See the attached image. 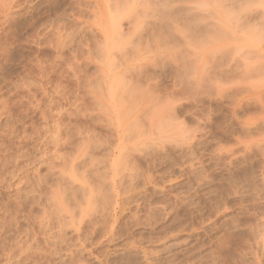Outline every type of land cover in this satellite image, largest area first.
Here are the masks:
<instances>
[{
    "label": "rangeland",
    "instance_id": "374dc122",
    "mask_svg": "<svg viewBox=\"0 0 264 264\" xmlns=\"http://www.w3.org/2000/svg\"><path fill=\"white\" fill-rule=\"evenodd\" d=\"M158 3L157 0H0V171L8 178L11 176V180L6 178L5 182L0 178V264H264V108L261 110L264 97L261 99L257 96L259 100H263L262 105L259 102L257 106L254 96L248 98L239 93V96L232 95L230 91L226 93L230 98L226 99L227 97L223 98L226 94L215 91L214 43L208 40L209 43L206 42L205 45L203 36L204 39H200V42L205 40V44L196 52L192 53L191 50L192 54H189V48L185 49L193 60H190L185 51L181 53L189 59L187 61L185 56L182 58L179 52L185 46L181 48L182 42L178 41L179 38L172 29L159 33L154 28L153 31L159 33H155L156 36L151 31L152 25L148 23L163 20L166 16L162 15L166 6ZM184 3L177 2L178 5ZM205 5L209 6L207 3ZM202 7L205 8L204 4ZM209 8L214 9V1ZM210 15L214 17V12ZM111 19L115 22L119 19L118 33H122V29L124 34L131 31L125 35L127 37L124 34L119 37L118 34L119 46L115 40L109 42L108 35L112 34V29L108 25ZM119 22L123 26L121 29ZM141 22V26L144 25L142 29ZM129 23L132 24L130 27ZM106 29L111 30L108 35ZM139 31L141 32L138 33ZM141 33V45L148 40L145 43L150 46H139L140 38L137 37H141ZM106 35L108 42L104 40ZM131 40L136 45L129 44ZM105 42L108 45L116 42L117 47L113 45V50H107ZM158 42L164 43L160 46ZM193 43L192 41V45L196 44ZM134 45L135 57L134 51L132 52ZM167 45L170 46L168 49ZM171 46L174 47L173 50ZM148 49L150 52H147ZM176 50L179 51V56ZM143 54H149L154 60L156 55L159 56L158 60L162 57L161 63L155 61L159 73L161 70L163 73L157 76L148 67L153 75L149 73L147 76L155 78L143 76L147 84L143 78L136 77L137 73L133 75L135 69L138 71L136 66L142 62L139 58L146 56ZM174 55L179 58L174 60ZM195 55L197 60L193 57ZM98 59L102 61H97ZM179 59L185 62L182 61V64L178 62ZM194 60L197 61L195 65ZM105 61L108 62L106 67H114L124 98L125 94H129L127 102V98L123 100L122 96L126 103L124 106L131 111L130 117L127 116L125 120L134 119L138 123L136 125L141 127L139 122L143 125L142 121L146 120L148 113L144 115L145 112H141L147 103L154 100L153 94H156V106L160 103L161 108L165 104L161 109H165L166 113L174 105L179 118L171 117L172 122V119L165 116L167 122L171 120L168 122L170 128L164 121L165 127L166 124L168 126L165 130L170 132L165 131L166 135L163 133L159 138L156 137V131L152 132L156 134L153 137L148 132L145 135V131H142L145 125L141 130L137 127L144 134L142 137L137 133L139 130L136 127L133 134H126L123 146L125 150H122L121 164L118 166L117 230L112 231V220L107 212L104 215H93L89 217L90 220L87 217L83 225L78 227L75 224L76 228L69 227L66 232L64 227H58V220L51 218L48 210L50 186L56 181L54 173L50 172V166L35 162L21 172L22 175L19 174V180L12 179L13 172L10 169H14L15 158L22 152L26 154H22V166L25 162L41 161L45 157L48 160L45 158L43 161L55 163L57 160L56 164L59 161L57 156H52L53 146H49L51 150L41 147L43 152L47 149V155L43 158L39 157L42 151H39L40 155L38 151L35 152L39 146L35 131L44 124L45 116H50L51 119L60 116L64 126L63 136L71 138L61 148L68 154H76V147L81 142L78 133L82 127V130H91L100 139L110 136L109 130L98 121L100 117L94 109L95 101L86 92V87L90 88L91 84L93 86L98 83L96 80L100 81L99 67ZM170 64L177 65L179 69H172ZM164 67L167 72H164ZM190 67L193 71H201V76L196 78L193 72L191 75ZM138 81L144 84L141 83L140 86ZM157 81L160 82L156 83ZM130 88L135 90L130 91L131 94L128 93ZM149 90L153 92L149 94ZM140 92L143 93L142 96ZM147 97L151 99L148 100ZM137 100L139 104L135 103ZM167 100L173 101L170 106L167 105ZM242 100L246 102L244 105L239 104ZM179 128L183 130L182 133ZM135 132L136 135L133 136ZM27 135L32 138L29 140ZM105 152H97L96 156L101 157ZM38 157L41 159L37 160ZM16 170L15 167L13 171ZM38 183L39 186L42 183L41 189L36 186ZM44 212L50 217H45L46 220L43 221L46 215ZM49 220L55 225L52 222V226Z\"/></svg>",
    "mask_w": 264,
    "mask_h": 264
},
{
    "label": "bare ground",
    "instance_id": "6f19581e",
    "mask_svg": "<svg viewBox=\"0 0 264 264\" xmlns=\"http://www.w3.org/2000/svg\"><path fill=\"white\" fill-rule=\"evenodd\" d=\"M156 1V0H155ZM159 1V3L161 5L164 4V6H166L167 9H163V16H165V18L162 20V19H153L155 21H153L152 23H148V24H151V31L152 33L156 36L157 32L159 33H165L164 31H169V30H173L176 34V36L179 38V42H182L181 44V48L183 46H185V48H183L184 50L180 49V52L178 50H176L175 52L178 54V52L182 55V53L185 51V53L187 52L185 49L188 50L189 48V54H192L194 53V51L196 52V50H198V48L203 45L207 42L208 40L210 42H213L214 43V88L216 89L215 91L221 93V94H226L228 92L231 91V94L232 95H236L237 93L242 94V95H246L251 97V96H254L256 97V99L258 100H255V99H252V100H255L256 102H258L257 106L259 105V102L263 101V100H259L257 98L258 97H261V99L264 97V0H157ZM180 1H184L185 3L183 5H178L177 2H180ZM214 1V9L212 8H209L211 6V3ZM6 3V2H5ZM158 3V4H159ZM163 3V4H162ZM205 3H207L209 6L205 5ZM156 4V5H158ZM159 4V5H160ZM202 4H204L205 8L202 7ZM154 5V4H152ZM151 6V5H150ZM149 6V7H150ZM155 6V5H154ZM13 8V7H12ZM154 11V10H153ZM155 12V11H154ZM214 12V17H212L210 15V13H213ZM154 15V14H153ZM159 15V14H158ZM155 17V16H154ZM174 17V18H172ZM203 17V18H202ZM205 17H211V18H205ZM112 18V17H111ZM116 18V17H115ZM153 18V17H152ZM3 19V18H2ZM117 19V18H116ZM111 19V23L108 25V28L112 29V34L109 33L110 35H108V32H110L111 30H107L106 33L107 35L109 36V42H113V40L117 41L119 40L120 38L119 37H122L121 35L124 34L123 32V29H122V33L121 31H119L118 33V30H117V22L119 21H116ZM130 20V19H129ZM128 20V22H129ZM137 20V19H136ZM161 20V21H160ZM132 22L133 24V21H130ZM144 23V22H143ZM146 23V22H145ZM129 23V27L132 25ZM148 24H146L148 26ZM120 22H119V28L121 29L123 26L121 25L120 27ZM142 25V22L140 24V26ZM110 26V27H109ZM139 26V25H138ZM144 26V25H143ZM143 26H141V29L144 28ZM145 27V28H148V27ZM136 27V25H135ZM126 28V27H125ZM154 28L156 29L157 32H154ZM131 29V28H129ZM133 29L135 30L136 28L133 27ZM139 29V27H138ZM149 29V28H148ZM127 30V29H126ZM144 30V29H143ZM142 30V31H143ZM154 30V31H153ZM116 31H117V37L115 36L116 34ZM125 31V29H124ZM147 31V30H146ZM115 32V34H113ZM131 32V31H129ZM125 33L124 36L126 34H130V33ZM141 31H139L138 33H140ZM144 33H146L145 31H143ZM149 32V30L147 31ZM156 33V34H155ZM159 33L157 35H159ZM120 34V36L118 35ZM142 34V33H141ZM139 34V35H141ZM151 34V33H149ZM106 35V38L104 37L105 36V33H104V40H108V36ZM147 35V34H146ZM153 35V36H154ZM119 36V37H118ZM142 36L143 34L141 35V37H137V35L135 37L137 38H140L139 41L142 39ZM151 36V38L153 37ZM161 36V35H160ZM205 37V43L202 41ZM115 37V39H114ZM127 37V36H125ZM149 37V35H148ZM159 37V36H157ZM119 38V39H118ZM136 38V40H137ZM150 38V39H151ZM144 39V38H143ZM147 39V38H145ZM160 39V38H159ZM202 39V40H200ZM106 40V41H107ZM135 40V39H134ZM136 40L134 42H136ZM100 41V40H99ZM102 41V40H101ZM100 41V42H101ZM142 41V40H141ZM141 41L140 43H138V41L136 43L139 44V46L141 45ZM146 41V40H145ZM144 42V45H141L140 47H144L145 46H150L149 44H147L149 41L147 40L145 43ZM151 41H153L151 39ZM150 41V42H151ZM159 41V40H158ZM162 41V39H161ZM194 42L196 44L192 45L191 42ZM108 42V41H107ZM106 43V49H110L112 48L113 45L115 44L114 43H110V45H108ZM124 42V41H123ZM133 40H131V43H134ZM155 42V41H154ZM153 42V44H154ZM167 42V41H165ZM102 43V42H101ZM136 43H134L136 45ZM159 43V42H158ZM161 43V44H160ZM159 45H163L162 43L164 42H160ZM207 43L205 45H207ZM92 44V43H91ZM96 44V43H95ZM98 44V42H97ZM100 44V43H99ZM118 41H117V45H118ZM147 44V45H146ZM211 44V43H210ZM208 44V45H210ZM124 44H122L123 46ZM133 45V44H132ZM131 45V46H132ZM135 45H134V48L132 50V52L135 50ZM91 46V45H90ZM94 46V44H93ZM99 46H102L101 44ZM98 46V47H99ZM108 46H110L109 48H107ZM116 46V45H115ZM119 46V45H118ZM138 46V47H139ZM97 47V48H98ZM117 47V46H116ZM130 47V46H129ZM153 47H155L153 45ZM163 47V46H162ZM168 47H170L169 45H167V49ZM172 47V46H171ZM206 47V46H205ZM208 47V46H207ZM101 48V47H100ZM103 48V47H102ZM104 48V49H105ZM128 47H126L127 49ZM149 48V47H148ZM174 47L171 48V50H173ZM96 49V48H95ZM115 49V47H114ZM152 48L150 47V50ZM159 49V48H158ZM207 49V48H206ZM209 49V48H208ZM211 49V48H210ZM101 49H99L98 51H100ZM113 50V48H112ZM139 50V49H138ZM149 50V49H148ZM147 51V52H150ZM182 50V51H181ZM192 51V53H190V51ZM96 51V50H95ZM94 51V52H95ZM106 51V50H105ZM126 51V50H125ZM155 51V50H154ZM178 51V52H177ZM202 51V50H201ZM93 52V50H92ZM102 52V51H100ZM99 52V53H100ZM115 52V51H113ZM140 52H142V50L140 49ZM151 52L153 53V51L151 50ZM174 52V53H175ZM182 52V53H181ZM207 52V51H206ZM209 52V51H208ZM104 53V51H103ZM102 53V54H103ZM130 53V52H129ZM151 53V55H152ZM175 53V54H176ZM184 53V54H185ZM201 53V52H200ZM199 53V54H200ZM205 53V52H204ZM115 55V53H113ZM119 54V53H118ZM134 54H135V51H134ZM147 54V53H146ZM146 54H143V55H146ZM188 54V52H187ZM188 54V57L191 56ZM98 55V53H97ZM104 55V54H103ZM113 55V56H114ZM123 55V54H122ZM131 55H133V53H131ZM139 55V54H138ZM194 55V54H193ZM198 55V53H197ZM193 56L196 58V56ZM99 56V55H98ZM112 56V57H113ZM134 57L136 56L133 55ZM175 56V57H174ZM173 56V59L176 58L177 56H179V54L176 56L174 55ZM185 58L187 55H184ZM184 56L182 55V58H184ZM201 56V55H200ZM202 56H203V53H202ZM207 56V54H206ZM111 57V58H112ZM159 56L156 55V61L160 62V60H162L161 58H159L160 60H158ZM187 57V58H188ZM192 57V56H191ZM103 58V57H101ZM110 57L108 56V59ZM114 58H116L114 56ZM133 57L131 56V59ZM154 58V57H153ZM179 57H177L178 59ZM186 58V59H187ZM190 58V57H189ZM188 58V59H189ZM185 59V60H186ZM187 59V61H188ZM198 58H196L195 60H197ZM202 59V58H201ZM96 60V59H95ZM100 59H98L97 61H99ZM139 60H141V64L136 68H138V71L137 69H135V73L133 75H135L136 73V77L138 76L139 78H143L144 80V77L152 73H150V71L147 69L149 67H151V72L154 71L153 73H155L157 76H160L161 72L159 73L160 70H158L159 68L157 67V63L154 59L151 58V56L148 54L146 56H142L141 58H139ZM175 60V59H174ZM190 60H193V58H190ZM194 60V61H195ZM102 61V60H100ZM107 61V60H106ZM105 61V63L99 67V73H100V78H98V80L100 79V81H95L97 84H91V87L90 88H87V91L88 92V95L91 96V98H93L92 100L95 101V112L98 114L97 116L100 117V119L98 120L100 124H102L105 128H107L110 132V136L107 138L106 136V139H100L98 138V135H94V133H91L90 131H84L82 129L80 130V133H78L80 135V139H81V142L79 143L78 147H76V154H68L66 152H63L61 150L62 148V145H64L65 143H68L69 140V136H63V125H62V122H61V118L59 116V118H53L51 119L50 116H45V122L43 125H41L38 129H36L37 131L36 132V135L34 133V135L38 138L36 139H39L38 143H39V146L36 147L38 148L35 152L39 151L43 152V150L41 149L42 146H44V148H49V146H53V150L52 153L53 155L52 156H57L56 158L59 160L56 164V161L55 163H53L54 161L50 162V161H43L45 160V158H47L48 160V157H45V155H47V149H46V152H41V156L40 153H39V157H45L43 160L41 161H30V162H25L26 164H24L22 166L21 162L23 161L24 157L25 156L23 154L21 155H18L16 158H15V167H16V171L14 172L12 169H10L13 174L11 173L12 175V179L13 180H16L20 175L21 172H23L27 167L31 166L32 164H34L35 162H39V164L41 163V165H47V166H50V172L54 173L53 175L56 177V181L47 186H50V190H49V198L47 203L49 206V212L51 214V218L54 217L55 219L58 220L59 224L58 227L59 228H62L64 227L63 229H67L70 227V229H72L71 227L73 228H76L75 224L78 225V227L81 226V224L83 225V221L84 219H89L91 218V216H96V214H99V213H102V215L106 214L108 212V216H110L111 220H112V231H114V229H116L115 225L117 224V202H118V197H119V189H118V175H119V172L118 170V166H120L121 162V153H122V150L124 149L123 146H124V143H125V138H126V134L128 135L130 132L133 134L134 133V129L135 127L137 128L138 126L136 124L137 121H134L133 120H125L127 119V116L128 118L130 117L129 115L131 114L130 110H128L129 108L126 109V107L124 106L128 100V96L130 93V91H133L132 88H130L131 90L128 91V95L125 94L126 98H124V96L122 95V88H120V84H119V81L117 79V73L113 70L114 67H106L105 64H107ZM109 61V60H108ZM115 61V60H114ZM113 61V62H114ZM137 60H135L136 62ZM165 61V60H164ZM180 61V59L178 60V62ZM184 61L183 59L180 61L182 64ZM202 61V60H200ZM185 62V61H184ZM191 62V61H190ZM197 61H195L193 64L195 65ZM161 63V62H160ZM166 63V62H165ZM170 63V62H169ZM168 63V64H169ZM192 63V62H191ZM102 64V63H101ZM110 64V63H109ZM114 64V63H113ZM167 64V65H168ZM173 64V63H172ZM170 64L169 67H172L175 68L174 70H177L178 66L174 64V66ZM178 65H180L179 63H177ZM181 64V65H182ZM115 67L116 64H114ZM186 63L183 65L185 67ZM193 65V66H194ZM111 66V65H110ZM131 66V65H130ZM164 66V64H163ZM166 66V64H165ZM192 66V67H193ZM177 67V68H176ZM190 67V73L192 75V72L194 73V77H198L201 76L199 73H201V71H197V70H194L193 69L191 70ZM196 67V66H195ZM200 67V66H199ZM166 68H168V66H166ZM166 68L164 67V72L166 70ZM181 68V66H180ZM128 69V68H126ZM161 69V67H160ZM170 69V68H168ZM179 69V68H178ZM125 70V69H124ZM123 70V71H124ZM131 70V69H130ZM148 70V71H146ZM134 71V68L133 70ZM169 71V70H168ZM172 71V70H171ZM183 71V70H182ZM38 72V71H37ZM78 72V71H77ZM94 72V71H93ZM125 72V71H124ZM146 72V73H145ZM148 72V73H147ZM176 72V71H175ZM98 73V72H97ZM122 73V72H121ZM120 73V74H121ZM145 73V75H143ZM150 73V74H149ZM163 73V72H162ZM40 74V73H39ZM159 74V75H158ZM74 75V74H73ZM94 75V74H93ZM153 75V74H152ZM151 75V76H152ZM203 75V74H202ZM98 76V75H97ZM96 76V77H97ZM144 76V77H143ZM167 76V75H166ZM135 77V78H136ZM150 76H147V78H149ZM153 78H155V76H152ZM150 77V78H152ZM165 77V76H164ZM78 78V76H77ZM119 78V77H118ZM138 78V79H139ZM146 78V77H145ZM93 79V78H92ZM158 79V78H157ZM163 79V78H162ZM190 79V78H189ZM193 79V78H192ZM202 79H203V76H202ZM201 79V80H202ZM146 80V79H145ZM146 84H147V81H145ZM154 80V79H153ZM160 80V79H159ZM37 81V80H36ZM137 81V80H136ZM142 81V80H141ZM140 81V82H141ZM161 81V80H160ZM160 81H157L156 83L160 82ZM153 82V81H152ZM83 83V82H82ZM142 83V82H141ZM138 83L137 84H141ZM150 83V82H149ZM89 84V83H87ZM122 84V83H121ZM127 84V82H126ZM125 84V86H126ZM144 84V83H142ZM141 84V85H142ZM154 84V83H153ZM162 84V83H161ZM40 85V84H39ZM84 85V84H83ZM138 85V86H139ZM140 85V86H141ZM176 85V84H175ZM17 86V85H16ZM87 86V85H86ZM90 86V85H89ZM88 86V87H89ZM139 86V88H141ZM144 86V85H143ZM146 86V85H145ZM151 88H154L152 87V85H150ZM177 86V85H176ZM19 87V86H18ZM37 87V86H36ZM35 88V87H34ZM48 88V87H47ZM124 88V87H123ZM144 88V87H143ZM148 88H149V85H148ZM147 87H145L144 89H148ZM22 89V88H21ZM155 89V88H154ZM137 90V89H136ZM21 91V90H20ZM135 91V90H134ZM133 91V92H134ZM142 92V90H140ZM150 91V92H149ZM147 92H149V94H151V92H153L152 90H149ZM157 91V89L155 90V92ZM159 91V90H158ZM43 92V91H42ZM137 92V91H136ZM140 92V93H141ZM143 92H146L145 90H143ZM160 92V91H159ZM55 93V92H54ZM131 94V93H130ZM148 94V93H147ZM160 94V93H159ZM215 94V92H214ZM32 95V94H31ZM36 95V94H35ZM140 95V94H139ZM143 95V93H141V96ZM237 94V96H239ZM122 96H123V100H125V102L122 100ZM151 96V95H150ZM154 98V100H152L150 102V104L147 103V106L146 108L144 109L143 112L141 113H144V115H146V112L147 113V116H146V122L142 121L143 125L141 124V122H139L141 125V127H143L145 125V129L142 130L143 132L145 131V135L147 134L146 132H148V134H151V136H155L153 133L156 131L158 134L156 137H160L163 133L165 134V128L168 127L167 124L169 125V128H170V122L172 119V122H173V118H176L177 114H176V108L175 106L173 105L172 103V107L171 109H167L169 111H167L166 113L164 112L165 109H161L162 107H165V104L163 106H160L161 105L159 103V107L156 106V101H155V98H156V94H153L152 95ZM151 96V97H152ZM219 97L222 96V95H218ZM230 96V95H229ZM3 97V96H1ZM158 97V100L159 99V96ZM168 97V96H167ZM227 97V94L225 95V97L223 98H226ZM242 97V96H241ZM253 97V98H254ZM36 98V97H35ZM144 98V96H143ZM148 100L151 99L149 97H147ZM163 98V97H162ZM161 98V99H162ZM222 98V97H220ZM230 97H227L226 99H228ZM233 98V96L231 97ZM247 98V97H246ZM49 99V98H48ZM138 99V98H137ZM168 99V98H167ZM234 99V98H233ZM240 99V98H239ZM245 99V98H244ZM38 100V99H37ZM77 101V100H76ZM130 101V99H129ZM142 101V100H141ZM167 105L170 106V103L173 102V101H169L167 100ZM4 102V101H3ZM39 102V100H38ZM124 102V103H123ZM146 102V100H145ZM161 102V101H160ZM244 102L245 101H241L239 104L241 105V103H243L244 105ZM249 104H250V99H248L247 101ZM36 103V102H35ZM93 103V102H92ZM136 104L138 103V100L137 102H135ZM169 103V104H168ZM234 103V102H233ZM237 103V101H236ZM246 103V102H245ZM263 102L260 103V105H262ZM39 104V103H38ZM135 104V105H136ZM139 104V103H138ZM84 105V104H83ZM133 105V106H135ZM236 105V104H235ZM247 105V104H246ZM8 106V105H7ZM90 106V105H89ZM131 106V105H129ZM131 106V107H133ZM237 106V105H236ZM1 107V106H0ZM6 107V106H5ZM124 107H125V111H124ZM154 107V108H153ZM231 107V106H230ZM234 107V106H232ZM239 107H242V106H239ZM251 107V106H250ZM264 108V103L263 105L261 106V108ZM238 108V107H237ZM243 108V107H242ZM240 108V109H242ZM260 108V109H261ZM263 108L261 110H263ZM6 109V108H5ZM59 109V108H58ZM82 109V108H81ZM92 109V108H91ZM134 109V108H133ZM259 109V110H260ZM132 110V109H131ZM143 110V109H142ZM237 110V109H236ZM258 110V111H259ZM2 111V110H1ZM44 111V110H43ZM55 111V110H54ZM88 111V110H87ZM127 111V112H126ZM233 111V110H232ZM238 111V110H237ZM264 111V110H263ZM64 112V110H63ZM126 112V113H125ZM254 112V111H253ZM12 113V112H11ZM91 113V112H90ZM128 113V114H127ZM232 113V112H231ZM260 113V112H259ZM127 114V115H126ZM256 114V113H255ZM9 115V114H8ZM46 115V114H45ZM172 115V116H171ZM56 116V115H55ZM73 116V115H72ZM89 116V115H88ZM96 116V119H98ZM138 116V115H137ZM168 117L170 118V122L168 123L165 118ZM174 116V117H173ZM176 116V117H175ZM43 117V116H42ZM173 117V118H171ZM145 118V116H144ZM179 118V117H177ZM176 118V119H177ZM136 119V118H135ZM96 121V120H95ZM139 121V120H138ZM166 124V127H165V123ZM176 120H174V123H175ZM97 123V122H96ZM146 123V124H145ZM164 123V124H163ZM16 124V123H15ZM173 124V123H172ZM26 125V124H25ZM69 125V123H68ZM97 126V125H96ZM23 127V126H22ZM140 127V126H139ZM138 127V128H139ZM140 127V130L143 129ZM24 128V127H23ZM31 128V127H30ZM67 128V127H66ZM137 128V129H138ZM173 128H174V125H173ZM182 128V127H181ZM185 128V127H184ZM4 129V128H3ZM18 129V128H17ZM172 129V128H171ZM183 129V128H182ZM187 129V128H185ZM5 130V129H4ZM32 130V129H31ZM88 130V129H87ZM139 130V129H138ZM137 130V131H138ZM140 130L139 132H136L137 133H140ZM170 130V129H169ZM180 130V128H179ZM178 130V131H179ZM17 131V130H16ZM20 131V130H19ZM18 131V132H19ZM23 131V130H22ZM181 131V130H180ZM183 131V130H182ZM181 131V133H182ZM136 132L133 136L136 135ZM153 132V133H152ZM168 132V131H166ZM170 132V131H169ZM168 132V133H169ZM1 133V132H0ZM9 133V132H8ZM7 133V134H8ZM27 134V132H25ZM96 133V132H95ZM98 133V132H97ZM130 133V135H131ZM180 133V132H179ZM13 134V133H12ZM109 134V133H108ZM142 133H140L139 135H144ZM16 135V134H15ZM29 135V134H28ZM27 135V136H28ZM166 135V134H165ZM26 136V137H27ZM31 136V134H30ZM33 136V135H32ZM132 136V137H133ZM163 136V135H162ZM161 136V137H162ZM4 137V136H3ZM34 137V136H33ZM104 137V136H103ZM148 137V135H147ZM151 137V138H152ZM158 137V138H159ZM2 138V137H1ZM11 138V137H10ZM9 138V139H10ZM14 138V137H13ZM20 138V137H19ZM23 138V137H22ZM21 138V139H22ZM25 138V137H24ZM32 138V137H30ZM29 136H28V139L30 140ZM134 138V137H133ZM149 138H150V135H149ZM155 138V137H154ZM16 139V138H15ZM18 139V138H17ZM131 139V137H130ZM4 140V139H3ZM20 140V139H19ZM25 140V139H24ZM27 140V139H26ZM25 140V141H26ZM33 140V139H32ZM31 140V141H32ZM137 140V138H136ZM134 140V141H136ZM10 141V140H9ZM36 141V142H37ZM133 141V140H132ZM20 142V141H19ZM23 142V141H22ZM35 142V143H36ZM2 143V142H1ZM21 143V142H20ZM11 144V143H10ZM9 144V145H10ZM25 144V143H24ZM15 145V144H14ZM31 146V145H30ZM16 147V146H15ZM11 148V147H10ZM24 148V147H23ZM31 148V147H30ZM43 148V147H42ZM64 148V147H63ZM127 148V147H126ZM19 150V148H17ZM25 149V148H24ZM75 149V148H74ZM130 149V147H129ZM133 149V148H132ZM131 149V150H132ZM6 150V149H5ZM28 150V149H27ZM26 150V151H27ZM35 150V149H34ZM103 150H105V154L101 153V157L98 155L96 156V153H100L102 152ZM125 150V149H124ZM25 151V150H24ZM25 151V152H26ZM33 151V150H32ZM66 151V150H65ZM75 151V150H74ZM73 151V152H74ZM6 152V151H5ZM12 152V151H11ZM133 151H131L132 153ZM7 153V152H6ZM49 153V152H48ZM75 153V152H74ZM20 154V152H19ZM30 154V153H29ZM51 154V152H50ZM56 154V155H54ZM130 154V153H129ZM127 155V154H126ZM132 155V154H131ZM35 157L37 155H34ZM103 156V157H102ZM27 157V156H26ZM39 157L37 158V160L39 159ZM50 157V155H49ZM126 157V156H125ZM3 158V157H2ZM7 158V157H6ZM9 158V157H8ZM28 159H29V156H28ZM27 159V160H28ZM41 159V158H40ZM39 159V160H40ZM1 160V158H0ZM33 160H36L35 158ZM126 161V159H123ZM4 161V160H3ZM9 163L10 164V159H8ZM127 162V161H126ZM2 163V162H1ZM3 163H6V162H3ZM120 163V164H119ZM7 165V164H5ZM2 166H4L2 164ZM10 166V165H9ZM7 166V168L9 167ZM39 166V165H38ZM135 166V165H134ZM5 167V166H4ZM11 167V166H10ZM39 169V168H38ZM47 169V168H46ZM49 171V168L47 169ZM7 171V169H6ZM34 171V170H33ZM1 172V171H0ZM133 172V171H132ZM4 173V172H3ZM1 172L0 174V178L4 181L7 177V175H5V173L3 174ZM38 173V172H37ZM36 173V174H37ZM48 173V172H47ZM46 173V175H47ZM51 173V174H52ZM24 174V173H23ZM22 175V173H21ZM27 175V174H26ZM30 175V174H29ZM33 175V173H32ZM31 175V177H32ZM50 176V175H49ZM52 176V175H51ZM11 177V176H10ZM10 177L8 179H10ZM24 177V176H23ZM23 177H21L23 179ZM27 177V176H25ZM53 177V176H52ZM131 177V176H129ZM33 178V177H32ZM31 178V179H32ZM30 179V180H31ZM39 179V178H38ZM11 180V179H10ZM9 180V182H10ZM19 180V178L17 179ZM24 180V179H23ZM23 180L20 179V182ZM34 180V179H33ZM37 180V179H35ZM42 180V178H41ZM6 181V180H5ZM4 181V182H5ZM8 181V180H7ZM40 181V180H38ZM51 181V180H50ZM3 182V183H4ZM26 182V181H25ZM30 182V181H29ZM28 182V183H29ZM35 182V181H34ZM37 182V181H36ZM42 182V181H41ZM53 182V181H52ZM17 183V181H16ZM27 183V184H28ZM44 183V181H43ZM46 183V181H45ZM51 183V182H50ZM2 184V183H1ZM14 184V182H13ZM12 184V185H13ZM19 184V182H18ZM24 184V183H22ZM19 185L18 186V189H20L19 187L22 186ZM26 184V185H27ZM48 184V183H47ZM42 185V183H41ZM40 185V186H41ZM5 186V185H4ZM17 188V185H15ZM31 186V185H30ZM33 186V185H32ZM36 186H39V183L38 185ZM39 186V187H40ZM46 186V187H47ZM6 187V186H5ZM24 187V186H23ZM38 187V188H39ZM43 187V186H42ZM45 187V186H44ZM45 187V188H46ZM3 188V187H1ZM7 188V187H6ZM17 189V190H18ZM35 189V187H34ZM37 189V188H36ZM41 189V187H40ZM23 190V189H22ZM39 190V189H38ZM44 190V189H43ZM36 192V190H34ZM41 191V190H39ZM33 192V191H32ZM46 193L48 194V192L46 191ZM22 194V193H21ZM33 194V193H32ZM32 196V195H31ZM34 196V195H33ZM48 195H46L47 197ZM45 197V198H46ZM39 199V198H38ZM34 200V199H33ZM46 202V201H44ZM38 203V202H37ZM46 204V203H45ZM45 209V211H46ZM47 210V211H48ZM47 212V213H49ZM120 212V211H119ZM46 214V212H44ZM53 215V216H52ZM101 215V214H100ZM49 216V215H48ZM47 214L44 215V220L45 217H48ZM98 216V215H97ZM107 216V217H108ZM121 216V215H120ZM43 217V216H42ZM50 217V216H49ZM48 217V219H49ZM90 217V218H89ZM106 217V216H104ZM103 217V218H104ZM50 218V220H52ZM53 218V219H54ZM102 218V217H101ZM47 219V221H48ZM106 219V218H104ZM109 219V218H108ZM107 219V220H108ZM49 220V222L51 223L52 226L53 223ZM88 220V221H89ZM93 220V219H91ZM100 220V219H99ZM47 222V223H49ZM56 222V221H55ZM85 222V221H84ZM43 223V222H42ZM94 223V222H93ZM107 223V222H106ZM44 224V223H43ZM46 224V222H45ZM44 224V225H45ZM100 224V223H99ZM98 224V225H99ZM85 225V224H84ZM95 225V224H94ZM97 225V224H96ZM103 225V223H102ZM48 226V224L46 225V227ZM61 226V227H60ZM42 227V225H41ZM66 227V228H65ZM95 227V226H94ZM43 228V227H42ZM49 228L48 231L50 230V227H47ZM46 228V229H47ZM52 228V227H51ZM57 228V227H56ZM105 228V227H104ZM45 229V228H44ZM63 230V231H65ZM69 230V229H67ZM66 230V232H67ZM76 230V229H75ZM81 230V228H80ZM79 230V231H80ZM93 230V229H91ZM117 230V229H116ZM59 231L62 233V231L59 229ZM83 231V230H82ZM45 232V231H44ZM93 232V231H92ZM91 232V233H92ZM98 232V231H97ZM60 233V234H61ZM65 233V232H64ZM112 233V232H111ZM45 234V233H44ZM113 234V233H112ZM64 235V234H63ZM88 235V234H87ZM114 235V234H113ZM58 236V235H57ZM61 237V236H60ZM92 237V236H91ZM83 238V237H82ZM28 239V238H27ZM50 239V238H49ZM58 239V238H57ZM62 239V238H61ZM85 239V238H84ZM83 239V240H84ZM88 239V238H86ZM111 239V238H110ZM82 240V241H83ZM32 241V240H31ZM88 241V240H87ZM24 242V241H23ZM48 242V241H47ZM85 242V241H84ZM83 242V243H84ZM28 243V242H27ZM82 243V242H81ZM27 246V245H26ZM31 246V245H30ZM55 246V245H54ZM32 247V246H31ZM52 247V246H51ZM50 247V248H51ZM78 247V246H77ZM21 249V248H20ZM64 249V248H63ZM52 250V249H51ZM8 251V250H7ZM56 252V251H54ZM66 252V251H65ZM64 252V253H65ZM25 254V252H23ZM19 254V253H18ZM28 254V253H27ZM60 254V253H59ZM27 256V255H26ZM29 257V256H28ZM17 259V258H16ZM19 259V258H18ZM21 263V262H20ZM190 263V262H189ZM17 264V263H16ZM22 264V263H21ZM192 264V263H191Z\"/></svg>",
    "mask_w": 264,
    "mask_h": 264
}]
</instances>
